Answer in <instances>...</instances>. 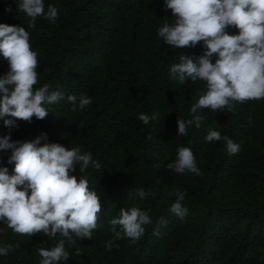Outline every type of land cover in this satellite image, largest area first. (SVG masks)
<instances>
[{"label":"trees","instance_id":"obj_1","mask_svg":"<svg viewBox=\"0 0 264 264\" xmlns=\"http://www.w3.org/2000/svg\"><path fill=\"white\" fill-rule=\"evenodd\" d=\"M18 2L0 0V23L29 31L40 63L35 87L47 83L64 98L47 106L43 120H16L12 128L0 120V135L10 132L13 141H24L46 133L49 142L79 147L101 164L82 173L77 164L70 172L88 179L102 210L92 239L66 244L70 258L61 264H264V99L234 103V112L203 109L201 127L193 125L180 136L177 119L191 118L190 108L206 85L199 80L180 85L170 66L179 54L199 56L203 48L173 49L158 37V27L174 18L163 0H44L45 12L53 5L58 17L55 23L38 17L35 27L17 11ZM8 70L0 56V75ZM81 93L92 103L73 112L67 96ZM153 112L159 120L145 125L138 119ZM210 130L241 150L229 155L225 141L206 142ZM179 147L191 148L202 175L166 168ZM9 154L0 151V166L11 175ZM179 192L186 193L183 219L170 212ZM132 206L148 211L152 223L139 241L114 240L118 247L108 251L105 244L114 238L110 220ZM157 228L159 236L153 235ZM58 239L43 232L14 234L0 223V245L14 246L0 264H39L37 250Z\"/></svg>","mask_w":264,"mask_h":264},{"label":"clouds","instance_id":"obj_2","mask_svg":"<svg viewBox=\"0 0 264 264\" xmlns=\"http://www.w3.org/2000/svg\"><path fill=\"white\" fill-rule=\"evenodd\" d=\"M165 10H171L172 23L157 29L161 40L173 49L194 48L201 44L199 56L179 54V62L170 66V76L180 85L186 81L205 83V90L191 106L188 120L178 118V134L186 137L191 126L199 129L205 119L202 110L234 112V103L264 99V0H163ZM11 11V8L5 9ZM17 11L30 18L29 27H35L38 17L55 23L58 9L47 6L44 0H19ZM229 28L238 34H229ZM0 56L8 63V71L0 75V120L12 128L16 120L31 122L43 120L49 114L48 105L63 99L62 92L51 90L49 84L35 87L39 81L38 52L32 50L30 33L23 26L0 23ZM213 56L215 62L213 63ZM71 111H83L92 103L84 94L68 95ZM138 119L145 125L160 119L157 112L151 116L141 113ZM208 143L225 141L229 155L237 154L241 146L231 138L210 130ZM43 142V143H42ZM0 151L9 152L7 163L14 165L12 174L0 166V223L14 234L31 237L43 232L48 238H57L51 248L40 247L39 264H61L70 258L66 244L74 246L77 240L92 239L98 227L102 210L100 197L89 187L87 178L70 175L78 164L80 173L90 166L96 170L101 164L90 152L79 147L66 148L49 142L41 133L35 139H11V133L0 135ZM170 172L202 175L193 151L179 147L175 159L167 163ZM143 198L146 193L138 190ZM170 212L183 219L186 193H176ZM152 219L148 211L139 207L121 208L110 220L114 238L105 244L108 251L118 245L114 240L129 238L133 243L145 234V226ZM166 223V222H163ZM117 227L119 230H117ZM159 228L153 235L159 236ZM19 247V245H16ZM12 244L0 245V256L13 251ZM79 254V250H77Z\"/></svg>","mask_w":264,"mask_h":264}]
</instances>
